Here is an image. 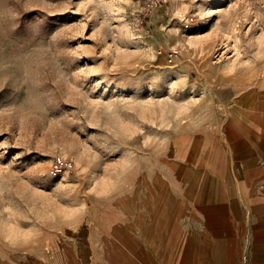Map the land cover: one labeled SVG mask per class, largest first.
I'll return each instance as SVG.
<instances>
[{
  "label": "rangeland",
  "instance_id": "374dc122",
  "mask_svg": "<svg viewBox=\"0 0 264 264\" xmlns=\"http://www.w3.org/2000/svg\"><path fill=\"white\" fill-rule=\"evenodd\" d=\"M61 37L65 102L37 120L0 91V264H264L252 173L217 218L189 188L194 144L218 163L264 149V0H27ZM209 207V206H208Z\"/></svg>",
  "mask_w": 264,
  "mask_h": 264
},
{
  "label": "clouds",
  "instance_id": "9594fccd",
  "mask_svg": "<svg viewBox=\"0 0 264 264\" xmlns=\"http://www.w3.org/2000/svg\"><path fill=\"white\" fill-rule=\"evenodd\" d=\"M27 10V0H0V91H11L17 115L41 120L65 102L70 63L61 37L44 34L40 23L17 35Z\"/></svg>",
  "mask_w": 264,
  "mask_h": 264
},
{
  "label": "crops",
  "instance_id": "0c3cea01",
  "mask_svg": "<svg viewBox=\"0 0 264 264\" xmlns=\"http://www.w3.org/2000/svg\"><path fill=\"white\" fill-rule=\"evenodd\" d=\"M194 146L197 148L190 151V160L195 156H202L196 173H180L179 177L189 188L196 189L203 186L210 188V194L216 198L215 202H207L198 197L194 203L206 209L221 210L217 215L221 220L239 219L243 216L244 203L234 201V197L239 194L238 186L246 185L243 181L247 173H252L251 185L254 189L264 186V149L244 148L233 155L231 161L220 165L213 146H208L203 154L196 153L200 148L199 145L194 144Z\"/></svg>",
  "mask_w": 264,
  "mask_h": 264
}]
</instances>
